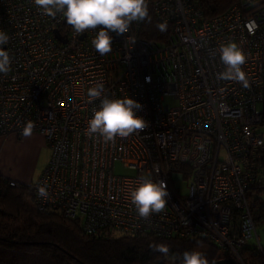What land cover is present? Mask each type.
<instances>
[{"label":"built area","instance_id":"built-area-1","mask_svg":"<svg viewBox=\"0 0 264 264\" xmlns=\"http://www.w3.org/2000/svg\"><path fill=\"white\" fill-rule=\"evenodd\" d=\"M148 7L169 25L165 40L142 38L143 21L133 22L100 55L92 45L99 29L78 36L33 0H0V30L9 36L2 47L12 60L0 73V137L21 138L32 122L51 149L36 180L2 181L27 186L38 211L78 221L88 235L204 238L239 264H264L255 219L264 202V0H238L210 19L201 0ZM230 41L246 53L247 88L217 79L225 69L218 49ZM101 83L108 98L138 100L149 127L115 143L86 135L103 99L89 102L87 92ZM117 162L136 174L116 173ZM149 174L166 181L169 197L163 212L144 219L130 193ZM187 178L182 195L175 181Z\"/></svg>","mask_w":264,"mask_h":264},{"label":"trees","instance_id":"trees-1","mask_svg":"<svg viewBox=\"0 0 264 264\" xmlns=\"http://www.w3.org/2000/svg\"><path fill=\"white\" fill-rule=\"evenodd\" d=\"M238 0H201L206 18L228 10ZM150 21L142 23L141 37L156 42L165 40L169 32H161V23L149 7ZM0 264H154L163 258L170 264H181L185 251H201L210 264L228 258L204 238L148 236L88 235L78 221L56 211L40 212L27 200L33 193L27 186L12 187L0 179ZM255 219L264 228V202L259 203ZM164 243L170 248L167 258L150 245ZM257 258L256 254L246 252Z\"/></svg>","mask_w":264,"mask_h":264},{"label":"clouds","instance_id":"clouds-1","mask_svg":"<svg viewBox=\"0 0 264 264\" xmlns=\"http://www.w3.org/2000/svg\"><path fill=\"white\" fill-rule=\"evenodd\" d=\"M34 4L46 16L55 18L57 14L66 18V22L76 35L98 30L92 45L100 55L111 52L113 33L123 36L130 30L133 22L150 21L148 0H33ZM159 31L167 30V23L156 25ZM9 41L8 34L0 30V73L7 75L11 71L12 60L8 51L2 46ZM225 69L217 73L219 80H235L249 87V81L243 65L247 61L246 53L236 42H228L218 49ZM100 100L99 108H93V116L87 122L85 130L89 137L96 136L104 143H115L117 137L127 138L134 133L149 127V121L139 111L142 104L127 96L124 98H108L104 95V85L97 84L87 92L89 102ZM34 124L28 122L22 135H32ZM150 175L141 177L140 183L131 191V203L139 217L148 219L153 214L163 212L168 205L169 191L163 179H152ZM38 196L47 199L49 193L45 185L37 188ZM153 251L167 258L170 248L164 243L150 245ZM181 264H210L208 257L201 251H185Z\"/></svg>","mask_w":264,"mask_h":264},{"label":"crops","instance_id":"crops-1","mask_svg":"<svg viewBox=\"0 0 264 264\" xmlns=\"http://www.w3.org/2000/svg\"><path fill=\"white\" fill-rule=\"evenodd\" d=\"M50 157L51 149L40 133L32 132L27 138L14 135L0 137V176H10L20 182L34 181L41 175Z\"/></svg>","mask_w":264,"mask_h":264},{"label":"rangeland","instance_id":"rangeland-1","mask_svg":"<svg viewBox=\"0 0 264 264\" xmlns=\"http://www.w3.org/2000/svg\"><path fill=\"white\" fill-rule=\"evenodd\" d=\"M166 101L167 103L169 104H175L176 101L173 99V98H166ZM258 107L262 110H264V102H260L258 104ZM261 130L264 131V125H262L261 127ZM24 137V136H23ZM22 138V137H21ZM48 146V145H47ZM45 156H47V153H45ZM115 172L116 173H120V174H126V175H135L136 172L133 170V169H129L127 167H124L120 162H117L115 163ZM38 171V170H37ZM38 173V172H37ZM1 179L3 178H9V179H13L12 177L10 176H0ZM22 182V181H21ZM32 182V181H31ZM23 183H30V182H23ZM175 184L176 186L179 188V191L182 195H187L189 193V189H190V180L187 178V179H184V180H178V181H175ZM27 203L29 206L33 207V202H32V199H28L27 200ZM259 231H260V234L262 236V239L264 241V228L259 226Z\"/></svg>","mask_w":264,"mask_h":264},{"label":"water","instance_id":"water-1","mask_svg":"<svg viewBox=\"0 0 264 264\" xmlns=\"http://www.w3.org/2000/svg\"><path fill=\"white\" fill-rule=\"evenodd\" d=\"M154 264H170V263L165 261L163 258H161ZM215 264H239V262L234 257H228L217 261Z\"/></svg>","mask_w":264,"mask_h":264}]
</instances>
